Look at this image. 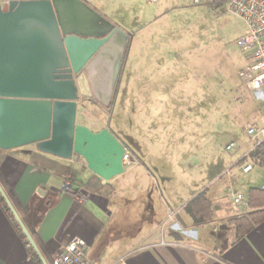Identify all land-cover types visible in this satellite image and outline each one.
Listing matches in <instances>:
<instances>
[{"label":"rangeland","instance_id":"374dc122","mask_svg":"<svg viewBox=\"0 0 264 264\" xmlns=\"http://www.w3.org/2000/svg\"><path fill=\"white\" fill-rule=\"evenodd\" d=\"M95 2L106 16L117 18L119 28L132 34L117 90L120 80L125 83L121 94L136 78H147L150 99L117 101V130L152 171L154 193L161 189L165 200L178 209L199 190L195 185L199 181L206 192L216 183L230 184L245 195L249 184L258 188L264 182V156L252 160L249 172L240 168L248 161L241 153L250 146L245 128L264 123V98L243 85L237 74L243 56L230 49L246 28L243 19L214 3ZM100 109L110 114L111 110ZM90 112L89 105L76 108L75 122L95 114ZM85 122L93 131L91 122ZM231 142L242 148L226 150ZM127 150L128 160H138ZM226 169L232 172V182ZM219 173L222 176L215 180Z\"/></svg>","mask_w":264,"mask_h":264},{"label":"crops","instance_id":"0c3cea01","mask_svg":"<svg viewBox=\"0 0 264 264\" xmlns=\"http://www.w3.org/2000/svg\"><path fill=\"white\" fill-rule=\"evenodd\" d=\"M84 1L117 26V18L111 19L97 8V0ZM3 6L6 8L7 4ZM118 80L117 77L110 114L100 109L103 106L100 103L84 98L78 101L77 108L89 105L95 114L75 122L85 125L86 119L89 120L94 132L109 129L138 158V164L124 165L120 175L109 181L101 179L112 185L110 196L87 188L86 182L93 173L80 157L63 159L39 151L35 144L0 148V176L48 255L51 257L62 249L71 238L81 237L87 244L88 257L97 264H264V219L241 238H235L233 227L227 222L231 215L248 208L244 194L245 207L239 213L232 210L225 192L226 187H232L230 184L216 183L206 192L212 202L213 220L199 226L192 224L183 207L202 191L201 181L195 184L199 190H194L178 209L165 200L161 189L158 195L154 193L152 171L134 147L125 144L122 131L117 130V101H125L127 97L131 102L150 99L145 87L147 78L145 81L136 78L128 92L121 94L125 83L120 80L117 90ZM226 171L228 181L232 182L231 170ZM220 176V173L214 176L215 180ZM65 178L86 193L84 202L74 199L71 192H62ZM249 188L250 184L245 190ZM0 264H37L26 239L1 205Z\"/></svg>","mask_w":264,"mask_h":264},{"label":"water","instance_id":"95a60500","mask_svg":"<svg viewBox=\"0 0 264 264\" xmlns=\"http://www.w3.org/2000/svg\"><path fill=\"white\" fill-rule=\"evenodd\" d=\"M128 33L84 0L0 4V148L35 144L63 159L82 158L109 181L124 171L125 146L109 131L75 123L81 97L107 107ZM26 241L47 264L0 185Z\"/></svg>","mask_w":264,"mask_h":264},{"label":"built area","instance_id":"2783aa9c","mask_svg":"<svg viewBox=\"0 0 264 264\" xmlns=\"http://www.w3.org/2000/svg\"><path fill=\"white\" fill-rule=\"evenodd\" d=\"M10 0H0L1 5H6ZM202 3H214L227 11L233 12L241 17L245 23L244 32L231 44L230 49L238 51L243 56V65L238 69V76L253 94L264 98V0H184V4L195 6ZM250 146L241 153L247 157L240 168L243 172H249L253 166V159L259 160L264 156V123L261 125L251 124L245 128ZM226 150H239V145L231 142L226 145ZM131 156L125 150L122 162L138 164V160H128ZM264 189V183L262 184ZM62 192H71L73 198L84 202L86 193L79 187L73 186L70 178H65L62 184ZM229 203L235 213H239L246 205V196L226 187ZM27 246L30 247L26 241ZM88 247L81 237L71 238L62 249L51 256L52 264H97L88 257ZM124 264V263H122Z\"/></svg>","mask_w":264,"mask_h":264},{"label":"trees","instance_id":"16d2710c","mask_svg":"<svg viewBox=\"0 0 264 264\" xmlns=\"http://www.w3.org/2000/svg\"><path fill=\"white\" fill-rule=\"evenodd\" d=\"M131 36L132 34L128 33V39H127V43L125 46L121 66L123 65L124 60L126 58ZM90 100L97 102L94 98H90ZM113 103H114V99L112 97L109 106L107 107H104L102 105L101 106L108 110H111L113 107ZM0 185L2 189L4 190L5 194L7 195L12 206L14 207L15 211L17 212V214L23 221L25 227L28 229L29 233L31 234V237L35 241L43 258L45 259L47 264H52L51 257L46 252L42 243H40V241L38 240L34 228L30 226L28 222L25 220L24 212L16 204L12 191L7 187V185L5 184L1 176H0ZM86 186L90 191L96 192L106 197L110 196L113 193L112 185L109 182H102L101 178L95 175L94 173L88 178L86 182ZM0 205L5 211V213H7L8 216L13 221L18 232L21 234L22 237H24L21 229L19 228L18 224L14 220L12 214L10 213L7 205L5 204L1 196H0ZM247 207L248 208L245 212H242L236 215H231L228 219L231 226L233 227L235 238H241L245 236L251 229L254 228L255 225H257L259 222H261L264 219V189L260 187L249 188L248 194H247ZM183 209L192 219V224L194 226L204 225L213 220L212 202L206 196V190H202L199 193H197L195 196L190 198L185 203ZM30 250H31V255L35 259L36 263L42 264V262L38 259L37 255L31 249V247H30Z\"/></svg>","mask_w":264,"mask_h":264}]
</instances>
